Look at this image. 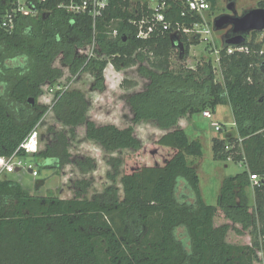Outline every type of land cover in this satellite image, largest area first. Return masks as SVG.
<instances>
[{"label":"trees","instance_id":"16d2710c","mask_svg":"<svg viewBox=\"0 0 264 264\" xmlns=\"http://www.w3.org/2000/svg\"><path fill=\"white\" fill-rule=\"evenodd\" d=\"M211 2L214 8L216 2ZM127 5V0H113L105 11L96 34L99 56L89 62V16L72 17L56 9L20 19L12 32L0 30V155L14 153L50 108L65 128L50 126L44 149L32 155L18 152L38 166L44 160L56 173L68 164L82 172L94 170L95 158L70 151L79 126L105 152L143 147L133 124L119 127L91 119L90 102L80 90L57 91L51 107L39 102L43 87L63 74L55 65L58 59L72 74L89 71L93 87L100 90L107 65L123 70L139 63L148 83L127 96L133 123L156 122L166 130L156 144L172 153L128 172H120L124 157H109L110 178L115 181L122 173V196L112 185L89 197L87 179L75 181L72 198L31 193L19 181L0 179V264H256L264 250V39L258 42L254 32L242 44L248 52L229 54L225 44L221 83L211 59L174 69L178 48L172 35L138 38L127 22ZM259 7L264 8V0ZM117 18L124 20L111 23ZM110 23L118 29L116 36L108 32ZM182 41L179 56L184 60L191 43ZM220 104L231 105L236 133L213 138L214 158L243 161L246 169L226 178L217 203L208 204L198 169L188 159L202 156L203 144L178 123L205 110L214 113ZM251 174L259 177L255 206L246 192ZM220 213L225 221L217 224ZM231 231L248 232L250 242H231Z\"/></svg>","mask_w":264,"mask_h":264},{"label":"rangeland","instance_id":"374dc122","mask_svg":"<svg viewBox=\"0 0 264 264\" xmlns=\"http://www.w3.org/2000/svg\"><path fill=\"white\" fill-rule=\"evenodd\" d=\"M262 0H215L213 8V34L218 46L225 45L227 39L236 35L234 25L227 23L222 27H217L216 19L224 15L231 17L242 18L251 10L260 8L259 3ZM254 32H258L257 41L261 42L264 39V29L256 31L250 29L246 31V40H250ZM264 44V42H263ZM178 48V47H177ZM179 50V51H177ZM172 56V66L178 70L180 67H194L198 62L211 59L214 60V55L210 47H206V43L192 47L189 55L183 60L179 53L184 49H177ZM264 51V47H263ZM148 65L146 62L143 63ZM55 65L62 69V76L57 80L55 85H63L68 90L77 89L82 91L90 102L89 115L97 124L113 123L119 127L132 125L135 128L136 135L141 139L143 147L138 151L123 150L114 152H105L95 141L89 140L84 134V126L77 127V136L73 139L70 149L73 153H79L85 156L95 158L97 167L90 172H82L73 164L66 165L58 173L49 166L47 161H41V168L32 157L25 158L27 163H30L38 170L39 175L33 176L27 170H19L10 174V178L19 181L31 193L39 195H54L60 198H72L75 195L74 183L76 180L87 179L91 181V188L88 196L103 193L107 187L116 186L119 189V194L122 196L123 187L121 184L120 173L117 178L112 180L110 173L113 169L108 165L107 159L112 156L124 157L125 166L120 168V172L124 168L126 172L132 168L143 164H154L156 161L162 162L172 153L169 149H165L156 144V140L166 131L160 128L154 121H140L133 123V113L127 101V96L137 90H142L148 83V78L144 77L139 70V63L123 70H117L111 63L105 69V88L103 90L93 87L94 77L89 71H82L72 74L69 67L65 65L61 59L55 61ZM216 70V79L223 83V75L220 67L216 62H213ZM122 84V82H124ZM51 86L45 85L42 94L39 97V102L51 107L56 99L55 91H50ZM44 117L41 124L40 134L43 133L42 143L40 148L44 149L47 139L49 138V127L57 126V128H65L54 117L51 110ZM212 112V111H211ZM213 113V112H212ZM201 115L202 117H197ZM203 113H196L192 116L181 118L178 126L184 128L191 139H199L203 144V155L200 157H188L189 162L195 165L200 176V188L203 199L208 204H216L218 196L223 185V181L243 172L246 169L245 163L228 159L227 161L217 160L214 158L213 138L215 136L223 137L225 134L236 133L233 111L230 104H220L213 113L211 119L204 118ZM193 118V119H192ZM195 123H193V121ZM215 123H220L222 129L217 131ZM255 183L246 187V192L249 198V203L253 206L256 204V194L254 189ZM217 224L225 221L223 214L220 213L216 219ZM240 228V225H237ZM181 233V231H180ZM229 240L234 243H249L250 236L248 232L238 234L231 231ZM256 264H264V250L259 252V261Z\"/></svg>","mask_w":264,"mask_h":264},{"label":"built area","instance_id":"2783aa9c","mask_svg":"<svg viewBox=\"0 0 264 264\" xmlns=\"http://www.w3.org/2000/svg\"><path fill=\"white\" fill-rule=\"evenodd\" d=\"M113 0H0V30L12 32L15 30L20 19L24 17H37L51 13L53 10H61L68 15L89 16L93 19V40L85 51L87 61L99 56V44L96 34L99 32L98 22L104 16L105 11L110 7ZM128 5L123 8L130 13L127 22L135 27L136 36L141 39H148L161 33H170L178 40L176 44L183 46L185 38L192 47L206 43L214 55L213 62L220 67L221 51L225 45L218 46L213 34V5L211 0H127ZM123 18H117L112 22H123ZM109 24L108 32L113 36L118 34L116 26ZM185 42V41H184ZM178 47V46H176ZM184 47V46H183ZM227 53L245 51L248 49L242 44L226 45ZM67 90L63 85L51 86L50 91ZM203 115L211 119L213 113L205 110ZM44 120V119H43ZM42 121L31 130L28 136L20 144L19 148L11 155H0V179L10 178V174L19 170H27L33 176L39 172L27 160L18 154L23 151L29 155L38 152L41 144ZM215 129L220 131L222 125L215 123ZM250 180L257 184L259 177L250 175Z\"/></svg>","mask_w":264,"mask_h":264},{"label":"water","instance_id":"95a60500","mask_svg":"<svg viewBox=\"0 0 264 264\" xmlns=\"http://www.w3.org/2000/svg\"><path fill=\"white\" fill-rule=\"evenodd\" d=\"M217 27H222L227 23H232L234 25V31L236 35L227 39V45H236L240 46L246 41L245 32L254 29L256 31H260L264 29V8H257L248 12L242 18L231 17L228 15H224L220 18L216 19ZM176 37H173V41H177ZM179 49H184L181 44H176Z\"/></svg>","mask_w":264,"mask_h":264},{"label":"crops","instance_id":"0c3cea01","mask_svg":"<svg viewBox=\"0 0 264 264\" xmlns=\"http://www.w3.org/2000/svg\"><path fill=\"white\" fill-rule=\"evenodd\" d=\"M137 91H140V90H137ZM197 117H202L201 115L198 114ZM204 118H206L205 116H203ZM193 119V118H192ZM196 120L193 121V123H195Z\"/></svg>","mask_w":264,"mask_h":264}]
</instances>
